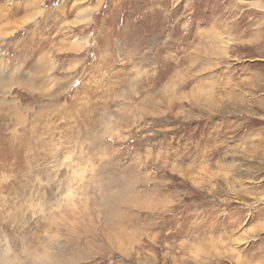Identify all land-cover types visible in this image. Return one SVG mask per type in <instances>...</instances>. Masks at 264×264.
<instances>
[{
	"label": "rangeland",
	"instance_id": "374dc122",
	"mask_svg": "<svg viewBox=\"0 0 264 264\" xmlns=\"http://www.w3.org/2000/svg\"><path fill=\"white\" fill-rule=\"evenodd\" d=\"M242 124L264 0H0V264H264Z\"/></svg>",
	"mask_w": 264,
	"mask_h": 264
},
{
	"label": "crops",
	"instance_id": "0c3cea01",
	"mask_svg": "<svg viewBox=\"0 0 264 264\" xmlns=\"http://www.w3.org/2000/svg\"><path fill=\"white\" fill-rule=\"evenodd\" d=\"M236 92L233 94L235 95ZM233 102H235V99H233ZM245 125H247V123ZM242 126H244V124L240 125V130H239L240 133L237 136V138H235V136L233 137L234 143L236 144L238 143L237 145L236 144L234 145V148L239 151V154L236 155L235 158L233 157L231 162L237 163L236 162L237 160L238 164L244 165L243 160L246 159V160L253 161L252 165L250 163L252 170L257 169L258 167H263L264 165V125L255 124V125L248 127L246 130H244L246 126L245 127H242ZM241 147L245 149L244 151L242 150V152H240L239 150ZM223 162L224 161H222L221 163ZM217 163H219L216 165L217 171L220 169H223V170L227 169L226 163H223L222 165H220V162H217ZM247 167H248V163H247ZM250 172L248 173L241 172L238 174L235 173L234 175H231L229 179L235 180V182L237 181L238 185L240 181L249 182L246 185L244 184L239 185L238 188L240 189L239 191L240 195H243V194H248V195L262 194L264 195V187H258L259 185L253 184V182L251 181L253 179V176H252V173ZM221 178H224V177H221ZM216 179H220V178L216 177Z\"/></svg>",
	"mask_w": 264,
	"mask_h": 264
},
{
	"label": "bare ground",
	"instance_id": "6f19581e",
	"mask_svg": "<svg viewBox=\"0 0 264 264\" xmlns=\"http://www.w3.org/2000/svg\"><path fill=\"white\" fill-rule=\"evenodd\" d=\"M99 1V0H98ZM33 3V2H32ZM29 4H30V2H29ZM32 5V4H31ZM99 5V4H98ZM35 7H36V5H35ZM98 7V6H97ZM89 10V9H88ZM96 10V9H95ZM40 11V10H39ZM38 11V12H39ZM86 11V10H85ZM38 12L36 11V13L34 14V15H30V17L27 19V21L25 22V23H27V22H29V21H31L32 19H34L37 15H38ZM83 12V11H82ZM89 12H91V13H83L81 16H80V18L78 19V22H81V21H87V22H89L88 20H90L91 18H92V11H89ZM41 13V12H40ZM79 15V14H78ZM86 22V23H87ZM24 23V24H25ZM77 23V20L75 21V24ZM75 42V41H74ZM87 44V41L86 42H80V41H78V42H76V43H74L73 45H75V46H85ZM74 48H76V47H74Z\"/></svg>",
	"mask_w": 264,
	"mask_h": 264
}]
</instances>
